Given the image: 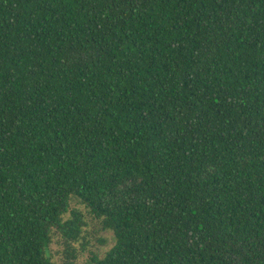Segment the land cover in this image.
Returning a JSON list of instances; mask_svg holds the SVG:
<instances>
[{"label":"trees","instance_id":"16d2710c","mask_svg":"<svg viewBox=\"0 0 264 264\" xmlns=\"http://www.w3.org/2000/svg\"><path fill=\"white\" fill-rule=\"evenodd\" d=\"M0 264H264V0H0Z\"/></svg>","mask_w":264,"mask_h":264},{"label":"rangeland","instance_id":"374dc122","mask_svg":"<svg viewBox=\"0 0 264 264\" xmlns=\"http://www.w3.org/2000/svg\"><path fill=\"white\" fill-rule=\"evenodd\" d=\"M89 234V243L87 245V248H89V250L91 251L99 252L100 254H102L112 245L113 241L110 233H96V226L90 224ZM53 248L55 250H58L59 246L55 244L53 245ZM85 256H87V254H85Z\"/></svg>","mask_w":264,"mask_h":264}]
</instances>
